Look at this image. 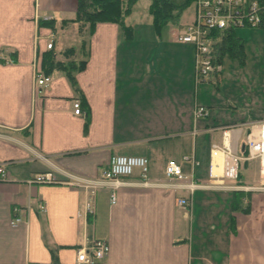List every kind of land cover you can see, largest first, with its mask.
<instances>
[{
  "label": "crops",
  "instance_id": "1",
  "mask_svg": "<svg viewBox=\"0 0 264 264\" xmlns=\"http://www.w3.org/2000/svg\"><path fill=\"white\" fill-rule=\"evenodd\" d=\"M76 7L77 0H0V167L6 171L0 178V264H76V249L95 240L109 245L98 264H264V202L256 196L243 212L237 200L245 198L211 179V144L220 143V127L238 123L215 118L210 109L194 117L203 103L194 47L176 39L192 13L159 32L150 19L145 27L133 25L130 39L114 23H98L84 36L73 23L56 31L38 23L48 18L58 25L72 19ZM82 39L88 55L77 52L86 59L75 74L77 85L54 71L36 93L35 72L47 43L60 51L80 47ZM80 97L86 104L76 115L73 102ZM114 155L147 158L150 184H141L135 169L114 202L100 189L88 216L81 187L28 182L43 172L98 178ZM169 160L186 180L165 176ZM220 164L217 157L215 174ZM190 178L206 186L190 191L180 185ZM179 198L188 200L186 208ZM14 207L23 220L11 225Z\"/></svg>",
  "mask_w": 264,
  "mask_h": 264
},
{
  "label": "built area",
  "instance_id": "2",
  "mask_svg": "<svg viewBox=\"0 0 264 264\" xmlns=\"http://www.w3.org/2000/svg\"><path fill=\"white\" fill-rule=\"evenodd\" d=\"M195 21L180 29L177 33V41L191 43L194 47L195 80L206 81L208 77L215 76L220 71V64L216 63V56L212 48L211 30H221L228 27L254 26L261 27L264 24V0H195ZM48 19V18H44ZM47 49L52 48V42H48ZM50 76L35 72L36 93L40 94L47 87ZM74 114H83L79 100L73 102ZM206 113L201 105L196 106L194 117H201ZM243 127H246L243 129ZM221 130L220 143H212L210 149L211 179L219 187L250 194L249 202L256 196H264V120L245 124L228 125L219 128ZM243 150L241 151V147ZM221 159L219 173L213 172L216 158ZM187 159V157H185ZM256 162L257 184H246L239 180V172L242 162ZM218 165V164H217ZM148 160L143 156L114 155L110 157L108 165L102 170L98 178L83 179L77 176H68V179H59L52 172L35 173L28 182L31 184H65L81 187L88 193V200L84 204V215L94 212V199L100 189L110 192L111 201L114 202L117 190L128 185L124 178L130 176L135 169L140 171L143 185H149L147 180ZM165 176L170 180L183 181L187 176L182 172L181 166L174 160H169L165 166ZM0 178L6 179V171L0 167ZM193 191L201 186L190 178L180 184ZM248 196H244L247 201ZM180 207L186 208L188 200L179 198ZM44 210L43 204L39 206ZM20 208L14 207L11 225L22 221ZM109 251L106 241L95 240L91 245L81 244L76 249V264H98ZM30 264H48L34 262Z\"/></svg>",
  "mask_w": 264,
  "mask_h": 264
},
{
  "label": "rangeland",
  "instance_id": "3",
  "mask_svg": "<svg viewBox=\"0 0 264 264\" xmlns=\"http://www.w3.org/2000/svg\"><path fill=\"white\" fill-rule=\"evenodd\" d=\"M148 5L149 0H138L131 14L126 17V23L146 26V21L150 19ZM195 11L194 0L183 10L179 23L186 14L192 13V19L183 27L192 25ZM68 26L67 24L66 29ZM173 26L169 23L165 27ZM235 33L243 39V61L229 55L223 56L218 76L198 81V85L203 100L201 105L207 112L210 109L215 118H232L238 124H243L264 118V30L261 27L240 26L235 28ZM240 173L239 180L242 183H258L256 162H242ZM257 198L264 202V196Z\"/></svg>",
  "mask_w": 264,
  "mask_h": 264
},
{
  "label": "trees",
  "instance_id": "4",
  "mask_svg": "<svg viewBox=\"0 0 264 264\" xmlns=\"http://www.w3.org/2000/svg\"><path fill=\"white\" fill-rule=\"evenodd\" d=\"M138 0H77L75 15L72 19H63L56 25L55 20L39 19L38 23L42 26L50 28L52 31L57 29H65L67 24L76 25V32L81 36L91 35L98 23H114L121 27L126 37L130 39L133 36V25L126 23V17L133 10L134 4ZM253 1V0H248ZM261 2L262 0H256ZM194 0H149L148 15L151 24L156 32L169 23L179 24L180 16L183 10L189 6ZM264 30V24L261 26ZM212 48L216 56V63L221 64L222 57L229 55L243 61V39L235 33L234 27H228L221 30H211ZM87 41L82 39L80 47L68 46L60 51H56L52 44V48L46 49L39 55L38 72L43 75L50 76L54 71L63 72L70 83L76 86L75 74L84 69L86 59L77 57L79 49L87 57L86 47ZM219 72L216 73V77ZM85 100L80 97V105H85ZM241 173L239 172V177ZM240 182H242L240 180ZM236 196L247 197L246 203L237 200V204H241V210L247 212L250 208V194L240 191L234 192ZM239 205L236 206V208Z\"/></svg>",
  "mask_w": 264,
  "mask_h": 264
},
{
  "label": "water",
  "instance_id": "5",
  "mask_svg": "<svg viewBox=\"0 0 264 264\" xmlns=\"http://www.w3.org/2000/svg\"><path fill=\"white\" fill-rule=\"evenodd\" d=\"M243 150V146L241 147V151Z\"/></svg>",
  "mask_w": 264,
  "mask_h": 264
}]
</instances>
